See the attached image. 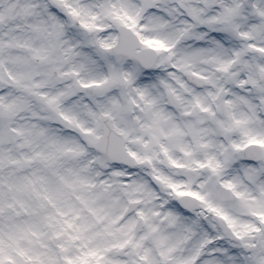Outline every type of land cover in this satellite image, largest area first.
<instances>
[{
    "label": "snow or ice",
    "instance_id": "1",
    "mask_svg": "<svg viewBox=\"0 0 264 264\" xmlns=\"http://www.w3.org/2000/svg\"><path fill=\"white\" fill-rule=\"evenodd\" d=\"M0 264H264V0H0Z\"/></svg>",
    "mask_w": 264,
    "mask_h": 264
}]
</instances>
